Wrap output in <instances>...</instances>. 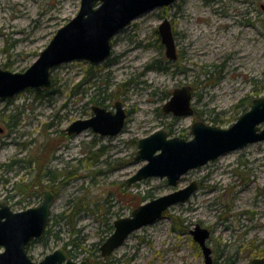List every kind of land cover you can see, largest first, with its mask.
<instances>
[{"label":"rangeland","instance_id":"rangeland-1","mask_svg":"<svg viewBox=\"0 0 264 264\" xmlns=\"http://www.w3.org/2000/svg\"><path fill=\"white\" fill-rule=\"evenodd\" d=\"M80 1L0 0V67L24 71L35 62L56 30L76 16ZM261 4L264 0H176L154 7L113 37L110 57L99 65L77 59L53 67L50 96L27 87L0 101V126L15 116L14 125L0 133V202L14 211L36 206L51 186L33 185L23 193L17 184L37 183L39 166V172H59L56 182L73 170L56 189L49 232L27 248L32 260L61 247L72 260L90 264H204L202 248L190 233L197 224L209 230L205 244L211 264H252L253 258L264 256V139L190 168L176 186L159 176L125 183L146 163L135 158L137 139L162 128L170 137L188 140L190 125L198 120L229 127L249 109L252 98L264 94ZM164 18L174 33V60L166 56L158 31ZM89 68V84L81 83L70 94ZM186 84L192 87L194 113H164L171 92ZM98 89L101 95L91 97ZM115 102L127 114L119 133L65 132L74 120L91 117L92 105L114 111ZM50 139L56 147L49 144L45 152ZM18 158L28 160L27 166L3 165ZM192 180L198 186L186 201L171 205L162 217L129 233L107 258L101 257L99 246L118 217ZM75 207L80 208L74 224L78 230L72 233L68 219L55 221V216Z\"/></svg>","mask_w":264,"mask_h":264},{"label":"water","instance_id":"water-1","mask_svg":"<svg viewBox=\"0 0 264 264\" xmlns=\"http://www.w3.org/2000/svg\"><path fill=\"white\" fill-rule=\"evenodd\" d=\"M176 0H81L76 16L59 27L53 38L40 51L37 59L24 71H12L0 67V99L15 96L27 87L49 88L53 84L51 71L62 62L84 59L91 64H99L110 57L112 39L130 21L154 7L171 5ZM264 9V5H263ZM161 42L168 58L177 56L171 22L164 18L158 26ZM171 97L163 104L164 112L174 116H187L194 112L190 104V85L176 87ZM116 111L92 106L94 114L90 118L74 120L65 132L69 135L92 129L101 135L117 134L125 123L126 111L116 102ZM264 94L251 99L249 109L231 123L229 127L207 124L202 120L190 125L191 138L168 136L162 128L137 139L136 159L146 161L136 173L126 178L131 185L147 177L165 178L176 186L180 177L190 168L200 167L222 153L264 139ZM196 180L180 189L170 191L158 198L140 203L127 217H118L114 230L103 241L99 249L103 257L122 244L128 234L149 224L175 203L186 201L197 189ZM41 203L24 210L14 211L5 202H0V264H89L88 260L74 261L61 247L44 255L39 261L32 260L27 247L32 240L40 239L44 233L51 206L56 197L49 190L43 192ZM200 244L204 264H211V249L205 244L210 233L206 227L197 224L191 231ZM252 264H264V257L252 259Z\"/></svg>","mask_w":264,"mask_h":264},{"label":"trees","instance_id":"trees-1","mask_svg":"<svg viewBox=\"0 0 264 264\" xmlns=\"http://www.w3.org/2000/svg\"><path fill=\"white\" fill-rule=\"evenodd\" d=\"M6 65V64H5ZM89 74V75H88ZM88 74L86 73L85 75H84V77H83V79L80 81V82H78V84L74 87V88H72V91H71V93L70 94H72L73 93V91H77L78 89H77V87L81 84V83H83V82H86V83H88L89 84V82H90V80H91V78H92V76H93V72H92V70H91V68H89V70H88ZM56 81H54V83H55ZM42 90H44V93H46V94H48V96H50V91H52L51 89H49V88H47V89H42ZM93 95H94V93L91 95V97H93ZM45 96V95H44ZM94 99L92 98V100L91 101H93ZM95 101V100H94ZM51 141V142H50ZM50 142V143H49ZM45 144V146H44V148H43V150L45 151V152H48L49 151V144L51 145L50 147L51 148H55L56 147V144H54L53 143V141L50 139L49 141H47L46 143H44ZM47 146V147H46ZM42 150V151H43ZM53 151V150H52ZM9 164H11V163H9ZM11 167V166H10ZM40 169H42V166H39V170ZM39 170H38V173H37V183H35V184H32V185H26V184H23V183H19V184H17L16 185V187L15 188H17V190L18 191H22L23 193H25L29 188H32L31 186H35V187H37L38 189L39 188H43V187H48V185L49 186H53V188H54V191H55V193H56V189H58L59 188V186L61 185V183H64V182H66V180L67 179H69L71 176H72V173H73V170L72 171H69L66 175H67V179H65V180H61V182L60 181H58V182H56L57 181V179H59V177H61V175H60V173L58 172V173H56L54 170H52V169H44L43 171H40L39 172ZM44 179H46V181L45 182H47L48 184H43V180ZM54 181L56 182V183H54ZM60 182V183H59ZM56 185V186H55ZM39 191V190H38ZM141 199H143V197H141ZM80 211V208L79 207H75L74 209H73V211L71 212V213H69V214H67V215H64V213L63 214H58V215H56L55 216V221H60V220H62L63 218H67L68 219V222L71 224V228H72V233H74L75 231H77L78 229H76V228H74V224H75V219H76V214H77V212H79ZM55 223V222H54ZM49 224V220H48V222H47V224H46V226ZM45 232H49L48 231V229H46V231ZM70 242H73V240L72 241H68L65 245H67V244H69ZM74 244V243H73ZM77 245L78 244H74V247H77ZM102 263H106L104 260H100Z\"/></svg>","mask_w":264,"mask_h":264},{"label":"flooded vegetation","instance_id":"flooded-vegetation-1","mask_svg":"<svg viewBox=\"0 0 264 264\" xmlns=\"http://www.w3.org/2000/svg\"><path fill=\"white\" fill-rule=\"evenodd\" d=\"M263 5L264 4H261V6H262V9H263ZM264 10V9H263ZM176 44V43H175ZM164 45V44H163ZM164 49H165V46H164ZM167 56V55H166ZM177 56H178V53H177ZM177 56H176V58H177ZM176 58H174V59H176ZM170 59V58H169ZM174 59H171V60H174ZM107 60V59H106ZM103 61H105V60H103ZM102 61V62H103ZM92 65V64H91ZM97 65H99V64H96L95 66H97ZM185 86V85H184ZM182 87V86H181ZM191 87V86H190ZM99 89H100V87H98ZM97 90L96 92H94V95H93V97H98V95L100 96L101 95V90ZM37 91H42V90H38V89H36ZM173 92V91H172ZM171 92V93H172ZM191 94H192V87H191ZM172 95L170 94V97H171ZM169 97V98H170ZM192 97H193V94H192ZM6 99H8L9 100V98H6ZM95 99V98H94ZM0 101H4V100H1L0 99ZM96 101V100H95ZM97 102V101H96ZM119 103H121V102H119ZM190 104L192 105V98H191V101H190ZM92 106H94V105H92ZM96 106H98V105H96ZM115 106H116V102H115V104H114V108H115ZM121 106L123 107V105L121 104ZM193 106V105H192ZM100 107V106H99ZM102 107V106H101ZM104 108V107H103ZM193 108H194V106H193ZM92 109V108H91ZM125 109V108H124ZM107 110V109H106ZM162 110H163V108H162ZM107 111H109V110H107ZM116 111V108H115V110L114 111H111V112H115ZM126 111V110H125ZM163 112H164V110H163ZM164 113H171V112H164ZM194 113V112H193ZM94 114V111H93V109H92V114H91V116ZM172 114V113H171ZM127 115V114H126ZM173 115V114H172ZM192 115V114H191ZM174 116V115H173ZM178 115H176V116H174V117H177ZM11 118H10V123L9 122H6L5 123V125H1L0 126V133H2V134H4V133H6V131H7V129L9 128V127H11V126H13L14 124H13V122H15L14 120V118H15V116L14 115H11L10 116ZM14 119V120H11V119ZM90 118V117H89ZM125 119H126V117H125ZM12 121V122H11ZM125 122H126V120H125ZM95 133H98V132H96V131H94ZM68 134V133H67ZM99 135H101L100 133H98ZM69 135V134H68ZM70 135H72V134H70ZM103 135V134H102ZM101 135V136H102ZM114 135V134H113ZM113 135H108V136H113ZM30 160V159H29ZM27 161L28 160H26L25 158H18L17 160H10L7 164H3V165H5V167H13V166H19V167H25V166H27V165H25L26 163H27ZM9 163H11V164H9ZM11 169V168H10ZM54 183H55V181H54ZM198 183V182H197ZM50 192L52 191L53 193H54V195H55V191L52 189V187H51V189L49 188L48 189ZM56 196V195H55ZM112 227H114L113 225H112ZM259 257H264V256H259ZM211 262H212V260H211ZM251 262H252V260H251Z\"/></svg>","mask_w":264,"mask_h":264}]
</instances>
